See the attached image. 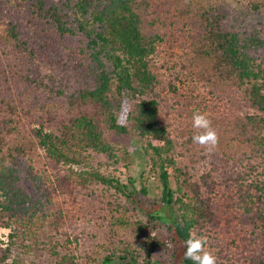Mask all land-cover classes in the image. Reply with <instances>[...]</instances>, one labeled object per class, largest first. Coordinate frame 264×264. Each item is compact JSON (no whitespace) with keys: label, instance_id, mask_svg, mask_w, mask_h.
<instances>
[{"label":"trees","instance_id":"16d2710c","mask_svg":"<svg viewBox=\"0 0 264 264\" xmlns=\"http://www.w3.org/2000/svg\"><path fill=\"white\" fill-rule=\"evenodd\" d=\"M0 228V264H264V0H0Z\"/></svg>","mask_w":264,"mask_h":264},{"label":"clouds","instance_id":"9594fccd","mask_svg":"<svg viewBox=\"0 0 264 264\" xmlns=\"http://www.w3.org/2000/svg\"><path fill=\"white\" fill-rule=\"evenodd\" d=\"M117 123L122 124L123 118L118 117ZM192 127L196 130L192 136V142L208 153L213 152L219 144V136L209 119L208 113L194 112ZM207 245V236L197 235L195 231H190L188 238L183 242L184 259L193 261V264H217V257ZM168 247L174 248V245L169 242Z\"/></svg>","mask_w":264,"mask_h":264},{"label":"rangeland","instance_id":"374dc122","mask_svg":"<svg viewBox=\"0 0 264 264\" xmlns=\"http://www.w3.org/2000/svg\"><path fill=\"white\" fill-rule=\"evenodd\" d=\"M117 142L121 145L127 146L130 154L126 156L124 161L128 167L127 173L123 174V179L128 181L129 178L135 180V184L139 185V175L143 169V159L141 155V148L143 142H140L136 139L132 140L126 137H120ZM9 230L5 228H0V243H5L8 240Z\"/></svg>","mask_w":264,"mask_h":264}]
</instances>
